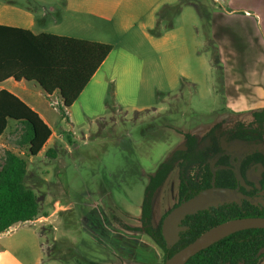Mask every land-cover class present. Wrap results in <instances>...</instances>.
I'll use <instances>...</instances> for the list:
<instances>
[{"label":"rangeland","instance_id":"374dc122","mask_svg":"<svg viewBox=\"0 0 264 264\" xmlns=\"http://www.w3.org/2000/svg\"><path fill=\"white\" fill-rule=\"evenodd\" d=\"M13 1L29 5L31 0ZM160 1L152 26L158 25L154 33L165 34L163 50L153 47L139 26L121 32L117 16L110 27H99L114 50L100 70L102 76L88 81L67 117L57 103L44 113L54 132L48 147L57 156L43 152L26 159V184L38 198L40 215L55 209L57 214L9 231L31 241L40 236L28 252L31 264L37 258L38 264H163L161 249L140 229L150 175L182 150L186 133L201 138L223 120V129L238 120L249 122L259 109L248 111L249 103H236V98L264 81V0ZM153 5L148 0L145 9L138 10L143 22L151 23ZM134 44L145 66L119 55L118 49ZM233 104L246 111H232ZM8 129L10 138L4 140L15 148L22 125ZM228 135L218 134L227 150H255L254 145H228ZM257 148L264 154V137ZM3 157L1 151L0 163ZM178 188L179 170L174 166L152 200L154 227L173 209ZM224 196L241 198L237 193ZM54 241L62 244L65 259H48L39 251L40 245Z\"/></svg>","mask_w":264,"mask_h":264},{"label":"trees","instance_id":"16d2710c","mask_svg":"<svg viewBox=\"0 0 264 264\" xmlns=\"http://www.w3.org/2000/svg\"><path fill=\"white\" fill-rule=\"evenodd\" d=\"M160 16L156 21L159 24ZM160 19V20H159ZM158 25L152 29L157 28ZM156 32V31H155ZM156 34H160L157 31ZM112 50V45L100 41L41 32L0 24V83L8 78L34 81L47 94L57 91V103L62 116L77 99L94 72ZM20 123L22 131L16 145L26 148V156H36L51 135L47 123L10 91L0 89V135L8 122ZM11 126V125H10ZM9 126V127H10ZM8 127V128H9ZM218 134L227 136L228 145H252L263 139L264 107L252 112L248 123L237 121L220 129L213 126L201 138L186 133L182 150L174 151L149 177L139 218L141 230L161 249L163 264L175 253L194 242L209 229L229 220L263 217L264 205L254 201L264 189V155L229 151L221 146ZM69 142L71 138L67 137ZM49 148L48 157H56ZM174 166L179 170L178 199L173 208L184 201L212 190L219 203L194 214L185 215L172 245L162 235V223L152 225V200ZM196 173L192 174L191 171ZM257 173L256 185L245 190L249 175ZM26 160L5 151L0 163V235L14 224L35 221L40 214L36 194L26 184ZM237 193L240 200H224V195ZM62 244L53 242L43 247L48 259H65ZM264 262V228H252L229 234L190 257L184 264H261Z\"/></svg>","mask_w":264,"mask_h":264},{"label":"crops","instance_id":"0c3cea01","mask_svg":"<svg viewBox=\"0 0 264 264\" xmlns=\"http://www.w3.org/2000/svg\"><path fill=\"white\" fill-rule=\"evenodd\" d=\"M58 2L60 3L55 6L53 3L46 4L39 0H31L29 5L15 2L13 0H0V24L28 29L33 33L47 32L108 43L109 41L106 40V38H103L101 34L102 31L99 27L101 25L105 28L110 27L114 18L117 19V16H119L118 18H120V21L116 24V26L121 32L126 33L139 26L142 30H146L143 34L147 38L148 42L153 47H157V50H163L162 46L165 34L164 32L156 34L157 32L154 33V31H152V29H154V26L152 25L155 19V16H152V14L158 5L162 4L164 1L161 2L160 0H151L154 4L153 10L150 12V19H152L151 23L143 22L141 20L142 15L138 14V10H143V8L145 9L143 6H146V3L148 5V0H58ZM245 13L248 14L249 12L246 11ZM147 29L150 30L147 31ZM82 33H88V36H84ZM113 43L116 45L117 42L114 41ZM134 46L135 47L128 49H118L119 55L124 59H127L129 63L132 62L136 65L139 64L141 66H145L146 63L141 57L142 51L137 45L134 44ZM113 52L114 50L112 49V51L106 56L94 72L90 80L96 78L97 76H102V74H100V70ZM29 82L25 80L17 81L13 78H8L0 83V89L4 88L18 96L22 101L36 111L50 127L47 120L44 118V113H46L49 108V104L61 102L59 94L57 91H54L53 93L47 95L40 88V86H38V84H31L32 86L30 87ZM236 99L238 100L236 103H249V106H247L246 109L248 111H253L255 109H253V107H259V109L263 108L264 81H257L254 84L253 90L248 93L241 92L240 96ZM231 110L234 112L246 111L242 107L236 108L234 104ZM236 122L237 121H235V123ZM11 124L16 123L9 120L8 127ZM217 124L223 128V125L226 124V120ZM8 127L0 135V146L4 147L0 150V152L4 151L5 153V151H11L26 160L33 159L43 152L46 153L47 150L51 148L48 147L50 140L54 136V132L51 127V135L42 146L40 152L36 156L30 157L26 156V148L24 146L15 145V148H12L5 142V138H10L8 134ZM258 144L254 146H257ZM56 214L57 210L55 209L50 215L54 217ZM50 215L44 216L43 214H39L38 219L35 221L26 222L24 224H14L7 232L1 234L0 264H31L28 252L35 248L34 243L40 236L35 234L33 241H31L30 237L25 239L15 238V232L9 231L14 227L39 221L41 218H43V221H48L51 217ZM48 227L51 228V226ZM40 250L43 251L41 245L39 246V251ZM33 262L34 264H38L40 260L37 258V260L35 259Z\"/></svg>","mask_w":264,"mask_h":264},{"label":"water","instance_id":"95a60500","mask_svg":"<svg viewBox=\"0 0 264 264\" xmlns=\"http://www.w3.org/2000/svg\"><path fill=\"white\" fill-rule=\"evenodd\" d=\"M218 203L219 201L215 200L214 198L213 191L209 190L200 193L195 198H191L187 201L182 202L177 207L172 209L162 223V235L167 244L172 245L174 243L177 233L182 230V228L179 227V224L185 215L194 214L198 211L208 209L210 206H216ZM171 226H173L172 229H170ZM229 228H235V230L210 242L207 245H204V243L211 237ZM252 228H264V218L246 217L223 222L203 233L194 242L167 259L164 264H184L190 257L198 253L200 250L206 248L210 244L214 243L215 241L234 232Z\"/></svg>","mask_w":264,"mask_h":264},{"label":"flooded vegetation","instance_id":"af4514ba","mask_svg":"<svg viewBox=\"0 0 264 264\" xmlns=\"http://www.w3.org/2000/svg\"><path fill=\"white\" fill-rule=\"evenodd\" d=\"M235 124V123H234ZM233 124V125H234ZM232 125V126H233ZM229 127H231V126H229ZM210 130V129H209ZM208 130V131H209ZM263 137H264V135H263ZM263 140V139H262ZM261 142V141H260ZM259 142V143H260ZM258 144V143H257ZM252 145H256V144H252ZM254 151H258V152H260L259 150H258V148H257V146H255V150H253V152ZM251 153V152H250ZM260 153H262V152H260ZM263 154V153H262ZM264 155V154H263ZM253 179H255V181L253 180ZM257 180H258V176H257V173H255V172H252L250 175H249V177H248V184L247 185H245V190L246 191H249L250 189H251V187L252 186H255L256 185V183H257ZM256 186H258V184L256 185ZM262 194H264V189H261L259 192H257L256 194H255V197L253 198L254 199V201H256L257 203H259V204H261V205H264V195H262ZM235 201H237V200H235ZM174 209V208H173ZM261 218H263V217H261Z\"/></svg>","mask_w":264,"mask_h":264},{"label":"bare ground","instance_id":"6f19581e","mask_svg":"<svg viewBox=\"0 0 264 264\" xmlns=\"http://www.w3.org/2000/svg\"><path fill=\"white\" fill-rule=\"evenodd\" d=\"M234 230H235V228H229V229H227V230L221 231V232H219L218 234H216V235H214L213 237H211L209 240H207V241L204 243V245H207V244H209L210 242H212V241H214V240H216V239H218V238H220V237H222V236H224V235H226V234H228V233H230V232H232V231H234Z\"/></svg>","mask_w":264,"mask_h":264}]
</instances>
